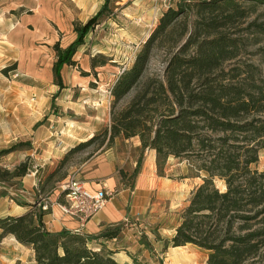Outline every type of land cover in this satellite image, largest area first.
Returning <instances> with one entry per match:
<instances>
[{"label":"trees","instance_id":"16d2710c","mask_svg":"<svg viewBox=\"0 0 264 264\" xmlns=\"http://www.w3.org/2000/svg\"><path fill=\"white\" fill-rule=\"evenodd\" d=\"M111 2L104 0L95 16L84 24H74L76 39L69 46L54 45L53 75L60 90L64 88L63 67L77 65L76 53L111 13ZM260 16H264V0L177 1L176 7L162 14L131 68L114 85L110 126L70 149L40 182L38 195H45L48 187L66 178L67 165L75 154L97 142L108 148L116 138L137 137L142 153L147 149L156 152L160 174L169 158L186 160L193 172L206 174L166 248L193 245L207 252V264H264V171L251 169L264 150V79L233 75L235 69L228 70V75H214L224 73V63L239 55L238 40L229 29L246 24L250 33L264 37ZM178 27L181 31L174 39ZM167 41L174 42L175 51L164 79L146 77L153 51ZM92 67L97 65L92 63ZM134 91L130 102L120 107ZM24 147L32 145L17 143L2 149L0 159ZM29 161L27 158L11 170L0 167V184L21 182L29 174ZM140 169L141 159L130 181ZM216 179L224 182L225 190L216 186ZM16 203L31 208L20 216L0 218V249L4 239L12 236L33 250L35 264H119L112 251L97 249L99 237L67 230L51 233L43 224L49 211H42L36 203L18 199ZM122 228H108L100 238L112 240Z\"/></svg>","mask_w":264,"mask_h":264},{"label":"rangeland","instance_id":"374dc122","mask_svg":"<svg viewBox=\"0 0 264 264\" xmlns=\"http://www.w3.org/2000/svg\"><path fill=\"white\" fill-rule=\"evenodd\" d=\"M177 1L179 0H112L111 13H107L88 35L85 45L74 57L77 65L63 69V79L68 82L80 75H95V87H102V93L95 98L105 97L107 107L111 110V93L119 76L131 68L162 14L170 7H176ZM99 7L100 5L92 6L84 10L78 6V0H0V147L7 146L8 149L13 146L4 142V135L9 133L20 135L18 143L31 144L29 139L36 122H41L46 129L44 136L48 129L59 144L69 129H75L76 132L82 130L69 126L71 120L78 122L82 119L79 113L82 110V95L78 88L58 92L53 76L56 62L53 47L59 42L62 48H66L73 42L76 36L74 24L85 23ZM259 21L263 22L264 16H260ZM246 27V24H241L229 29V34L238 40L239 55L224 63V73L217 71L214 75H228V70L235 69L233 75L264 79V37L250 33ZM179 31L181 27L175 32L174 39ZM173 43L167 41L153 51L144 74L146 77L164 79L167 63L171 53L175 51ZM92 63L97 67H92ZM92 80L95 81L94 78ZM134 95L135 91L121 102L120 107L127 105ZM105 117L106 113L103 118ZM106 148L99 146L97 142L75 154L69 161L66 172ZM30 150L32 148L24 147L13 157L8 155L1 158L0 167L9 169L15 164L14 168L29 158L26 154ZM171 159L170 166L175 167L173 172L166 173L169 178L180 179L193 174L188 161ZM165 165L166 163L162 169L169 167L168 164ZM251 169L264 171V150L259 153V161ZM202 174L206 176L205 173ZM196 181L199 182L200 179ZM215 184L220 190H225L223 181L216 179ZM2 186L15 192L22 185L21 182H6ZM54 188L55 186L48 187L46 195ZM3 193L5 191L0 190V195ZM46 201L50 202L49 199ZM5 247L0 253V264H32L33 258L25 248L14 242ZM189 249L190 252L186 254L193 255L195 262L207 264V252L193 246Z\"/></svg>","mask_w":264,"mask_h":264},{"label":"crops","instance_id":"0c3cea01","mask_svg":"<svg viewBox=\"0 0 264 264\" xmlns=\"http://www.w3.org/2000/svg\"><path fill=\"white\" fill-rule=\"evenodd\" d=\"M103 3L104 0H78V6L84 10L100 5L93 16L99 12ZM62 80L64 84L62 90H68V88L80 90L82 110L79 113L82 115V119L77 120L78 122L71 120L69 126L82 130L76 132L75 129L74 131L69 129L59 144L53 139V134L48 132V129L44 136L46 129L41 122H36L34 130L31 132V139H29L32 150L26 154L30 158V171L22 179L21 188L10 192L0 184V190L5 191L0 195V218L20 216L30 210V206L18 205L16 199L30 205L35 203L38 205L41 198L49 199L50 203L55 204L43 217V224L47 231L60 233L67 230L86 236L99 237L95 240L97 249L105 248L112 251L113 258L119 264H173L175 255L190 252L189 248L193 245L166 248V241L175 236L176 229L181 223L183 210L189 205L193 191L202 184V179L206 176L202 172L194 174L191 170L192 175L180 179L169 178L166 173L173 172L175 167L174 165L170 166L169 161L173 160L171 158L166 161V165L168 164L169 167L162 169L160 174L156 164V152L147 149L142 153L139 138H116L113 145L96 152L78 167L67 171L66 178L71 174L77 175L88 190L97 192L105 189L110 193L105 207L84 226H81L77 217L64 213L56 205V203H65V198L61 195L62 192L59 188L60 182L47 195H38L37 189L40 182L44 181L56 169L70 149L87 141L101 129L109 127L110 124L107 99L105 97L95 98L96 95L102 93L101 86L95 87L97 82L95 75L86 77L80 75L75 77V80L72 79L68 82L65 78L63 79L62 75ZM91 84L94 85L91 86ZM60 91L58 89V92ZM105 113L106 117L103 118ZM18 136L17 133L4 135L5 144L15 145L18 143ZM6 148L7 146L0 147L1 150ZM17 152L9 155L13 157ZM140 159V172L136 179L130 181L129 176L136 169ZM121 172L125 177H122ZM197 179L200 181H196ZM60 197L63 199L62 202L59 201ZM118 225H123V228L116 238L112 240L100 238L106 229ZM12 242L28 250L33 258L32 264H35L33 250L19 244L12 236L4 239L0 253L6 248L5 246ZM168 260L170 262H167Z\"/></svg>","mask_w":264,"mask_h":264},{"label":"built area","instance_id":"2783aa9c","mask_svg":"<svg viewBox=\"0 0 264 264\" xmlns=\"http://www.w3.org/2000/svg\"><path fill=\"white\" fill-rule=\"evenodd\" d=\"M59 188L64 195L65 203H56L64 213L78 218L81 226H84L92 217L101 211L108 202L110 193L105 190L92 192L88 190L85 183L77 175L71 174L60 182ZM55 203L47 202L41 198L38 207L42 211H50Z\"/></svg>","mask_w":264,"mask_h":264},{"label":"bare ground","instance_id":"6f19581e","mask_svg":"<svg viewBox=\"0 0 264 264\" xmlns=\"http://www.w3.org/2000/svg\"><path fill=\"white\" fill-rule=\"evenodd\" d=\"M173 261V264H197V262H195L196 260L194 259V256L188 255L186 253L175 255Z\"/></svg>","mask_w":264,"mask_h":264}]
</instances>
